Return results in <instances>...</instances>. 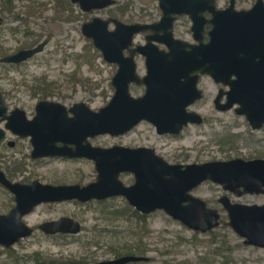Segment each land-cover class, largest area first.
Wrapping results in <instances>:
<instances>
[{"label": "water", "instance_id": "water-1", "mask_svg": "<svg viewBox=\"0 0 264 264\" xmlns=\"http://www.w3.org/2000/svg\"><path fill=\"white\" fill-rule=\"evenodd\" d=\"M70 1L84 13L108 9L116 4V0ZM203 5H215V0H159L162 18L156 24H126L115 18L94 17L82 25V34L92 41L104 61L119 67L112 79L115 88L112 100L99 111L77 104L70 109L71 118L63 105L41 102L33 121H27L25 113L16 110L21 118L18 128H11L12 123L7 126L22 137H33L34 158L67 156L94 161L97 181L84 187H56L39 181L25 185L11 182L0 169V184L15 198V206L10 212L0 215V247L10 249L31 237L34 229L24 218L45 203L72 200L86 203L122 197L141 213L160 210L192 230L208 233L221 225V217L217 210L208 207L206 201L190 194L195 188L211 182L238 196L264 194V159L238 158L200 165H171L152 149L120 146L104 149L92 147L87 142L88 138L100 135L122 136L142 120L154 123L160 134H178L188 121L201 122L193 119V114L186 113L188 105L200 98L196 87L198 75L192 76L196 72L210 74L232 87L228 94L230 104L223 107L224 110L239 102L241 108L236 113L246 118L251 129L256 131L264 127V21L259 18L264 16L263 0H258L250 12H236L232 2L230 14L216 24L207 45H189L174 39L170 30L175 15H187L193 20L192 30L197 38L198 17ZM2 25L0 15V27ZM160 30L164 31V36H148L146 45L132 48L137 35ZM155 43L164 44L169 52L160 50ZM47 44L48 41H43L31 49L21 50L3 58L2 63H22L44 52ZM125 52L130 56L125 57ZM137 54L146 59L147 76L143 80L136 73ZM233 75L239 80L232 82ZM132 83L146 85L143 97L131 95L129 87ZM5 111L0 93V116ZM56 143H62L64 147H57ZM123 173L134 174L135 183L124 185L120 180ZM220 203L227 212L229 226L244 244L264 249V205L231 203L226 196ZM38 229L48 235H78L82 225L63 217L46 222ZM147 260L127 256L100 264Z\"/></svg>", "mask_w": 264, "mask_h": 264}, {"label": "rangeland", "instance_id": "rangeland-1", "mask_svg": "<svg viewBox=\"0 0 264 264\" xmlns=\"http://www.w3.org/2000/svg\"><path fill=\"white\" fill-rule=\"evenodd\" d=\"M68 1L72 5L70 14L63 15L61 12L58 17L55 13V0H16V15L21 21L15 18L16 15L0 10L3 18L0 27V59L16 53L27 43L35 46L48 41L44 52L26 65L10 69L0 63V91L6 96L8 109L20 107L33 115L35 100L31 98L32 93L28 87L50 86L51 93L41 95L55 94L53 96L57 100L65 96L63 102L66 105L87 102L93 110L98 111L111 99L113 92L110 85L117 69L115 65L106 63L92 41L84 37L82 25L94 17L106 20L116 18L128 24L154 23L162 16L158 0H116L113 7L91 13L82 12L78 5ZM226 1L221 0V4L225 5ZM255 2L238 0L237 4L248 7ZM33 4L43 12L26 16L27 8ZM62 6L65 8L64 4ZM23 19H26L29 31L33 33L27 41L23 36L26 28L22 27ZM177 24V34L190 39L188 20L182 17ZM14 28H19L20 33H14ZM111 29H114L113 24ZM143 40V35H139L134 44H142ZM137 60L139 73L145 75L144 59L138 56ZM44 81L47 83L44 84ZM215 92L216 88L211 86L204 100L196 107L208 117L206 125L191 126L178 138L158 136L150 126L143 125L124 139L97 137L92 139V144L100 147L116 144L139 147L151 144L167 161L180 164H202L238 158L264 159V127L253 131L246 119L234 111L218 113L212 103ZM131 93L138 97L144 90L133 86ZM22 145L13 150H0L8 172L10 170L12 173L14 167L22 163L21 169L25 171L15 173L13 177L16 182L30 183L38 180L50 185H86L97 179L93 162L33 160L27 156L31 149ZM120 179L126 186L134 183L133 175H123ZM193 194L205 200L209 207L218 210L221 225L217 229L195 236L194 232L164 212L157 211L149 216L146 231L134 217L114 213L126 208L127 204L122 197L106 201L105 205L95 200L86 204H42L24 218L25 223L35 230L34 234L10 249L0 247V264H13L9 255L23 263L26 256L34 253H40L43 259L55 260L57 263L76 261L99 264L115 259L117 252L122 256L131 255L128 248L136 249L134 246H140L143 251L134 250L132 255L147 257L149 261L132 264H264V250L244 244L243 239L229 226L227 212L218 203L219 198L228 196L235 203L264 205V195L238 196L211 182L202 184ZM11 196L0 187V215L8 214L13 208ZM61 217L78 221L82 225V232L74 236H47L39 231L40 224ZM7 250L14 253L9 254Z\"/></svg>", "mask_w": 264, "mask_h": 264}, {"label": "flooded vegetation", "instance_id": "flooded-vegetation-1", "mask_svg": "<svg viewBox=\"0 0 264 264\" xmlns=\"http://www.w3.org/2000/svg\"><path fill=\"white\" fill-rule=\"evenodd\" d=\"M159 1V0H158ZM258 0H256V2L252 5V6H244V7H240L238 6L237 2L238 0H227L226 1V4L225 5H222L221 4V0H215V5H203L200 7L201 9V13H200V17H198V23L200 24V28H199V31L197 33V38H195V33L193 32L192 28H193V20L187 16V15H175V20H174V23H173V27H172V35H173V38L176 39V40H179V41H182V42H185L189 45H207L211 42L212 40V36H211V33L213 32L216 24L218 25L221 20L223 18H225L228 14H230V12H228V10L230 9L231 7V3L234 2V10L236 12H250L254 9L255 7V4L257 3ZM263 3H264V0H263ZM93 12V11H92ZM162 12V11H161ZM91 13V12H90ZM184 17L188 20V27H189V35H190V39H184L182 36H179L177 34V27H179V24H177L179 22V20ZM162 18V16H161ZM160 18V20H161ZM260 20L264 21V16H260L259 17ZM111 19V18H110ZM116 19V18H115ZM106 20V19H105ZM119 20V19H118ZM160 20H158L157 22H154V23H139V24H156L158 23ZM123 22V21H122ZM125 23V22H124ZM127 24V23H126ZM128 24H138V23H128ZM113 30V29H111ZM157 32V33H156ZM145 31L139 35H143L144 37V40H143V43L142 44H134L132 46V48H136L137 46H144L147 44L148 40H147V37L148 36H155L157 35L158 37H162L164 36V31ZM137 35V36H139ZM136 36V37H137ZM135 37V38H136ZM135 41V40H134ZM40 44V43H39ZM160 50H165L167 52H169V49H167V47L164 45V44H160V43H155ZM26 47H22V49L20 48L19 51L21 50H25V49H31L35 46H32V44H29L27 43L26 45H24ZM32 46V47H31ZM46 48V47H45ZM19 51H17L16 53L14 54H11V55H7V56H4L0 59V63H1V66L3 67H7V68H10V69H13V68H18L19 66H23V65H26L28 62H30V60H32L33 58H35L36 56H34L33 58L29 59V60H26L22 63H19V64H13V63H2V59L5 58V57H9V56H12V55H15L17 54ZM40 55V54H39ZM102 55V54H101ZM130 54L128 52H125V57H129ZM142 57V59H144V64H145V68H146V74L145 75H141L139 73V66H138V60H137V57ZM107 63V62H106ZM135 63H136V73H137V76L139 77L140 80H143L146 76H147V66H146V59L144 56L140 55V54H137L136 57H135ZM109 64V63H108ZM112 65V64H111ZM116 66V73L119 69L118 65H115ZM115 73V75H116ZM114 75V76H115ZM198 75V80H197V84H196V87H197V90L198 92H200V98L195 100L193 103L189 104L188 107L186 108V113L187 114H193V116L195 118V120H201V122H196V121H188L187 124L183 125V128L182 130L178 133V134H172V133H163V134H160L157 130V127L154 123L148 121V120H142L141 122L138 123V125L133 128L131 131L127 132L126 134L122 135V136H117V137H113L111 135H100V136H97V137H110V138H113V139H124L126 137H128L129 135H131V133L135 132V130L137 128H140L141 126L143 125H148L150 126L152 129H154L155 133L158 135V136H171V137H174V138H178L180 137L189 127L191 126H204L206 125V123L208 122V117H206L203 113H201L200 111H198V109L196 108L197 106H199L201 104V102L204 100V98L206 97V91H208V89L211 87V86H214L216 88V92L214 93V96H213V100H212V103H213V107L215 108V110L218 112V113H226V112H230V111H234L236 113V110L241 108V104L239 102H236V103H233L232 107L230 109H227V110H224L223 107H227V105H229V96L228 94L232 91V87L230 85H226L224 84L222 81H217L215 80L210 74H202L200 72H196L194 74H192V76H196ZM113 76V77H114ZM113 79V78H112ZM239 80L238 77L236 75H233L231 77V81H237ZM111 91L113 92L112 93V96H111V99L110 101L112 100L114 94H115V88L113 87L112 85V81H111ZM133 86H136V87H141L143 90H144V93L138 97H135L132 95L131 93V88H133ZM50 86H47V87H43V88H39V87H35V88H32V87H28V90L32 93V96L31 98H33L35 100V106H34V114L33 115H29L24 109L20 108V107H15L13 108L12 110L8 109V107L6 106V96L3 95V93L0 91V93L2 94V98L4 100V106L6 108V111L0 116V150H8V149H17L21 143L23 144L22 146L25 148V145L26 147L30 148L31 149V153L30 155H27L29 156L30 158H32L33 160H48V161H56V160H60V161H84V160H87V161H90V162H93L92 160H89L87 158H70V157H67V156H43V157H38V158H34L33 157V153L35 151V147L32 143V140H33V137L32 136H26V137H22L20 136L19 134H16L11 128H18V125L20 124L21 122V118L19 117V114L15 113L16 110H19V111H22L25 113V117L27 119V121L31 122L35 119V117L37 116V107L38 105L41 103V102H49V103H57V104H60V105H63L64 107H66L67 109V112H68V116L71 118L73 117V114L70 112V109L73 108L75 105L77 104H85L87 107H89L91 110H93L89 104L87 102H77V103H74L72 105H66L63 101L66 100L65 96H61V100H57V97L56 96H43L41 94H44V95H48V94H45V93H51L50 90ZM55 88V87H54ZM130 89V93L131 95L134 97V98H140V97H143L146 93V90H147V87L145 84H136V83H132L129 87ZM55 90H58L57 88H55ZM109 101V102H110ZM109 102L106 104V106L109 104ZM105 107V106H104ZM102 107V108H104ZM100 108V109H102ZM99 109V110H100ZM98 110V111H99ZM95 111V110H93ZM14 116V118L11 120V118ZM236 115H238L236 113ZM198 116V117H196ZM239 116V115H238ZM243 117V116H241ZM245 118V117H244ZM246 119V118H245ZM247 121V120H246ZM11 128H8V124H11ZM249 124V123H248ZM18 130V129H16ZM254 131V130H253ZM256 131H259V130H256ZM95 137V138H97ZM95 138H88L87 139V142L92 146V147H99V148H104V149H110L112 147H115V146H120V147H124V148H130V149H141V148H145V149H152L155 151L156 155L159 156V157H162L166 162H168L169 164L171 165H194V164H198V163H194V164H180V163H170L169 161H167L162 155H160L158 152H157V148L151 144H148V145H144V146H139V147H131V146H125V145H121V144H116V145H112V146H109V147H100V146H96V145H93L92 144V139H95ZM86 144V142H85ZM57 147H64V144L62 143H56ZM69 148H72V149H75V146L73 145H69ZM25 156V155H24ZM26 156V157H27ZM5 158L3 156H0V169L3 171V173L6 175L7 179L10 180L11 182L13 183H21V182H16L14 180V177L17 173L19 172H22V171H25L24 169H21L22 168V163H19L17 164L13 169L14 171L12 173H10V170L9 172L6 170V165H5ZM213 162V161H211ZM25 163V162H24ZM207 163V162H206ZM204 164V163H202ZM95 165V163H94ZM200 165V164H198ZM95 169H96V166H95ZM97 172V171H96ZM16 173V174H15ZM24 173V172H23ZM98 174V173H97ZM123 175H133L134 177V183H135V176L134 174L132 173H123L120 175V177H122ZM98 177V176H97ZM121 180V179H120ZM35 181H38V180H35ZM35 181H32L30 183H27V182H22L21 184H25V185H31L33 182ZM97 181V179H96ZM96 181H93V182H90L86 185H80L82 187L84 186H87L91 183H94ZM40 182V181H39ZM42 183V182H41ZM133 183V184H134ZM44 185H50V184H45V183H42ZM132 184V185H133ZM75 185H79V184H75ZM75 185H51V186H75ZM131 186V185H130ZM0 187L3 188L4 190H6L8 193H10L7 189H5L1 184H0ZM200 187V186H199ZM197 187V188H199ZM195 188L192 192H190V194L195 197V198H199L201 199L200 197H197L193 194V192L197 189ZM11 194V193H10ZM12 195V194H11ZM255 195H258V194H255ZM259 195H264V194H259ZM225 196H222L221 198H223ZM228 197V196H226ZM12 200H13V207L15 206V198L14 196L12 195L11 196ZM114 198H118V197H114ZM114 198H109V199H106V200H95L99 203L101 202H106V201H109V200H114ZM218 200V203L223 207V204L220 203V199ZM229 198V197H228ZM124 199V198H123ZM230 199V198H229ZM203 200V199H202ZM94 201V200H92ZM124 201L126 202V204H128V202L126 201V199H124ZM205 201V200H204ZM231 201V199H230ZM66 202H78V203H81V204H86V203H83V202H80V201H77V200H72V201H64V202H51V203H45V204H61V203H66ZM91 202V201H89ZM107 203V202H106ZM231 203H235V202H232ZM208 204V203H207ZM241 204V203H240ZM129 205V204H128ZM246 205V204H244ZM254 205H257V204H254ZM130 206V205H129ZM259 206H263V205H259ZM131 207V206H130ZM209 207V205H208ZM132 210L134 212L137 213L136 215V221L140 224V227H143L146 231L148 230V219H149V216L157 211H160V210H157L155 212H152L150 214H144V213H141L140 211L138 210H135L133 207H131ZM211 208V207H210ZM213 209V208H212ZM224 209V207H223ZM122 210V209H121ZM225 210V209H224ZM218 211V210H217ZM226 211V210H225ZM163 212V211H162ZM219 213V212H218ZM220 214V213H219ZM167 215V214H166ZM168 216V215H167ZM228 216V215H227ZM170 217V216H168ZM221 217V216H220ZM63 218V217H61ZM60 218V219H61ZM69 218V217H67ZM172 220L178 222L181 224V226H183L184 228H186L187 230L191 231V232H194V235H200V234H206V233H202L200 231H195V230H192L188 227H186L185 225H183L180 221H177L175 219H173L172 217H170ZM58 219V220H60ZM72 219V218H71ZM58 220H53V221H58ZM48 222H51V221H48ZM46 223V222H44ZM42 223V224H44ZM40 224V225H42ZM39 225V226H40ZM38 226V227H39ZM35 231V230H34ZM41 231V230H39ZM42 232V231H41ZM211 232V231H210ZM43 234H45L44 232H42ZM209 233V232H208ZM47 236H56V235H59V236H74V235H71V234H61V233H57V234H53V235H48V234H45ZM242 239V238H241ZM244 241V240H243ZM140 244V243H139ZM130 246V245H128ZM126 246V247H128ZM248 246V245H247ZM139 248H141L140 246H137ZM251 247H254V246H251ZM254 248H258V247H254ZM142 249V248H141ZM261 249V248H259ZM264 250V249H262ZM127 256H135V255H125V256H122L121 254L119 256H117L115 259L113 260H117V259H121V258H124V257H127ZM135 257H143V256H135ZM144 258H147V257H144ZM148 260L147 261H144V262H148L149 261V258H147ZM107 261H110V260H107ZM104 262V261H103ZM143 262V261H141ZM141 262H130L128 264H132V263H141ZM101 263V262H100ZM99 263V264H100Z\"/></svg>", "mask_w": 264, "mask_h": 264}, {"label": "trees", "instance_id": "trees-1", "mask_svg": "<svg viewBox=\"0 0 264 264\" xmlns=\"http://www.w3.org/2000/svg\"><path fill=\"white\" fill-rule=\"evenodd\" d=\"M0 1H1V5H2V6H0L1 12H7L9 14L16 15V6H15L16 0H0ZM55 2H56L55 3L56 17H58L59 13H61V12H63V15H69L70 14V8L72 5L70 4V2L68 0H55ZM62 4L65 5V8H63ZM67 9H69V10H67ZM38 12H43V10H41L39 7H35V5L33 4L32 6H29L27 8V11H26L27 15L26 16L31 17L33 15H38ZM15 18L17 20L21 21V19L18 17V15H16ZM26 19L22 20V23H23L22 27H24V28L26 27L25 30L23 31V36L26 39L25 41H27L31 36H33V33L29 31L30 30L28 28L29 24H27V21H25ZM19 30H20L19 28L12 29V31L14 33L19 32ZM23 47H26V46H23ZM1 51H2V48L0 47V52ZM0 54H2V53H0ZM46 83L47 82L44 81V84H46ZM230 140H232V139H230ZM10 200L13 203L12 198H10ZM99 204L105 205L106 202H101ZM114 213L118 214V216H129L130 215V216L134 217L135 219H136V215H137V213L134 212L128 204H127L126 208L123 209V211H116ZM122 214H125V215H122ZM134 247L136 249L128 248L130 250L129 254L134 253L135 252L134 250H137L138 252L143 251V249H141L137 246H134ZM7 253L10 254V253H14V252H12V250H7ZM116 254H117V256L120 255L119 252H117ZM12 258L13 257L11 255H9V259L12 260L13 264H84V262L80 263V262H76V261L61 262V263L60 262L57 263V261H55V260L47 261V260L43 259L42 255L40 253H34L31 256H26V260H24L23 263L19 259H14V258L12 259ZM22 258H25V257H22ZM5 264H10V263H5Z\"/></svg>", "mask_w": 264, "mask_h": 264}]
</instances>
